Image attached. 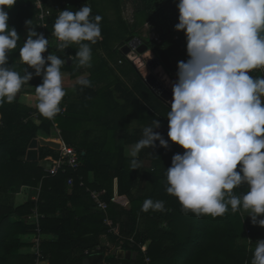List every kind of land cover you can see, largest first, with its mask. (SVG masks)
Masks as SVG:
<instances>
[{"label": "trees", "instance_id": "16d2710c", "mask_svg": "<svg viewBox=\"0 0 264 264\" xmlns=\"http://www.w3.org/2000/svg\"><path fill=\"white\" fill-rule=\"evenodd\" d=\"M41 1L45 6L67 2L70 11L78 10L80 2H90V16L102 17V38L90 44L91 67L78 68V61L68 59L76 55L77 44H70L65 51H54L53 54L66 59L61 72L70 80L84 76L91 85L81 91L76 83L71 93L65 90L62 111L54 119L42 117L36 107L19 101L21 95L35 94V87L42 83L31 68L28 71L33 73V79L29 84L22 86L11 104L0 105V264L34 262L32 252H22L25 247L22 238L34 232L33 225L26 220L35 206L31 196L38 187L37 208L44 216L40 220L44 237L40 243L39 264H76L95 254L97 247H100L99 254H107L105 264H144L117 260L102 241L104 237L113 249L121 247L140 254L137 247L127 243L126 239L131 236L142 244L149 264H251L256 242L264 240V228L254 226L248 213L242 209L233 212L229 206L223 216L198 217L191 211H182L178 199L167 194L166 170L171 166L172 157L183 154L184 149L170 141L165 149L157 141L156 148L140 151L136 157L140 167L132 170L133 158L126 156L124 148L142 139V129L126 134L122 144L117 143L118 134L128 131L133 118L143 128L158 120L161 127L154 131L168 140L170 109L150 92L132 64L115 47L127 37L136 36L149 50L166 53L177 75L178 63L189 58L185 34L175 30L179 0H135L131 23L123 18V0ZM106 3L111 14L103 6ZM36 13L34 0H17L8 10L9 27L15 28L20 39L8 53L7 66L21 76L27 67L19 59L29 31L26 21L31 20L30 27L38 33ZM146 24L158 35L160 44L143 38L139 31ZM48 31L53 33V25L48 26ZM251 75L261 76L258 72ZM54 127L60 131L63 143L79 155L80 167L76 173L67 170L64 174L46 176L43 160L57 158L59 154L49 148H38L37 161L26 160L30 142L39 137H56ZM142 161L150 167H144ZM70 177L74 180L71 188L67 186ZM79 177L83 178L85 187L100 193L107 203L105 212L97 210L88 194L78 186ZM22 187L30 188L32 194L24 204L14 207L9 196ZM246 187L234 189L233 194L242 196ZM147 199L163 201L164 210L143 212ZM106 218L118 228L119 236L109 233L104 223Z\"/></svg>", "mask_w": 264, "mask_h": 264}, {"label": "clouds", "instance_id": "9594fccd", "mask_svg": "<svg viewBox=\"0 0 264 264\" xmlns=\"http://www.w3.org/2000/svg\"><path fill=\"white\" fill-rule=\"evenodd\" d=\"M16 2L0 0V105L11 104L29 84L31 68L35 76H42L35 87L37 112L54 119L66 95L60 71L66 59L55 54L45 58L49 39L30 27L29 20L19 52L27 66L24 75L7 66L8 53L20 39L8 24V10ZM177 8L175 30L184 32L189 58L178 63L172 84L168 140L154 131L161 125L152 120L129 152L130 167H140L136 157L141 150L156 148L157 141L167 149L171 141L184 152L174 155L166 170V192L178 199L182 211L215 218L230 206L233 212H247L254 226L264 228V76L250 75L264 69V0H179ZM91 11L87 4L76 11H59L53 24L58 50L79 45L76 55L68 56L78 61V68L91 67L90 44L102 38V17L90 19ZM76 83L81 91L91 86L83 76ZM241 186L247 191L234 195ZM150 209L163 211L164 202L145 200L141 210ZM251 264H264V240L256 242Z\"/></svg>", "mask_w": 264, "mask_h": 264}, {"label": "built area", "instance_id": "2783aa9c", "mask_svg": "<svg viewBox=\"0 0 264 264\" xmlns=\"http://www.w3.org/2000/svg\"><path fill=\"white\" fill-rule=\"evenodd\" d=\"M85 4H87L88 6H90V8H92L91 3L88 1H85V2L79 3L78 10L81 9ZM34 7L37 12L36 13V27H37L38 33H42L45 36V38L49 39L48 52L43 54L46 58L48 54H53L54 51L58 50L57 48L58 41L55 38V36L52 35V33L48 31V26L53 25L56 19V16L58 15V12L69 8L70 4L67 2H61V3L48 4L45 6L41 0H34ZM92 18L93 17L90 16V19ZM131 22H132V19L130 20L129 23ZM144 29H145L144 31L145 34H143V38L148 39L156 44L161 43L158 35L155 33V31L149 24H146L144 26ZM174 40H177V37H175ZM131 53H135V50L131 49ZM125 57L129 58L130 61L133 60V57L130 54L125 55ZM119 63L121 62L119 61ZM257 72L260 73L261 76H264V73L261 69L253 70L250 73V75L255 74ZM38 78L42 81V76ZM63 112H64V109H63ZM55 133H56V137H58L57 142L60 144V148L58 150L59 154L57 158L47 157L43 160L44 163H47V166H43L42 164L45 175L46 176H56L59 173L61 174L66 173L67 170H71L73 173H76L80 167L78 153L73 148H70L63 143L60 137L59 130H55ZM78 182H79L78 186L80 188H83L85 193L88 194L95 208L99 211L105 212L107 209V203L101 199L100 193L98 191L91 190L85 187L82 177L78 178ZM73 184H74L73 178L71 177L68 178L67 186L71 188L73 187ZM38 195H39V187L36 189L35 197L32 198V201L35 203V206L33 207V209H31L30 215H29V218L31 220V225H33L34 227V232L32 234L33 238L31 240V244L33 247L32 253L35 256L33 264H39V261L41 259L40 243L44 237L40 231V220H42L44 216L39 213L38 208H37ZM104 223L107 227H109V233L119 236L118 228L113 227L109 219L106 218L104 220ZM126 241L130 247L135 246L140 250V255L142 257V261L144 264L150 263V259L147 256L146 251L144 250L141 243H137L133 236L128 237ZM105 246L109 249V253L111 254H115L117 250L121 249V247L113 249L108 242L105 243ZM99 251H100V247H97L94 251L95 254H90L88 255V257L99 255L98 253ZM85 254H87V252ZM105 255L103 256L105 257Z\"/></svg>", "mask_w": 264, "mask_h": 264}, {"label": "water", "instance_id": "95a60500", "mask_svg": "<svg viewBox=\"0 0 264 264\" xmlns=\"http://www.w3.org/2000/svg\"><path fill=\"white\" fill-rule=\"evenodd\" d=\"M131 49L135 50V53H131ZM115 51L119 52L123 57L127 54L133 57L132 61H130L129 58H125L132 64L150 92L170 109L172 84L177 80V75L175 74V69L170 57L164 52L155 53L149 50L145 42L136 36H129L124 41L117 44ZM147 53H151L152 57L150 59L145 57ZM69 62L70 60L68 63ZM261 70L264 73V69ZM42 147L58 151L60 144L44 138L33 139L28 145L26 160L29 162L37 161L38 148ZM115 258L119 261H142V257L136 251L124 249L117 250L115 252ZM76 264H105V259L102 254H99L86 257Z\"/></svg>", "mask_w": 264, "mask_h": 264}, {"label": "crops", "instance_id": "0c3cea01", "mask_svg": "<svg viewBox=\"0 0 264 264\" xmlns=\"http://www.w3.org/2000/svg\"><path fill=\"white\" fill-rule=\"evenodd\" d=\"M122 15H123V10H122ZM111 63V62H110ZM67 77H68V75H67ZM84 77V76H83ZM69 78V77H68ZM77 79L78 78H76L74 81H77ZM73 81V80H72ZM76 84V82L75 83H73L71 86H66V85H63V87H64V89L66 90V91H68V92H70L71 93V91H72V88H73V86ZM35 95V94H34ZM24 95H21L20 96V98H19V101L21 102V103H23V104H25L24 102H22V97H23ZM37 103V102H36ZM25 105H27V106H29V107H36V104L35 105H32V106H30V105H28V104H25ZM132 118V117H131ZM132 122H131V125H130V127H129V129H128V131L127 132H124V133H120V134H118V137H117V143L118 144H122V142H123V140L122 139H124V138H126V134H132L133 132H135L136 130H140V129H143V127H141L138 123H135V118H133L132 120H131ZM54 130H58L56 127H54ZM39 138H41V137H39ZM38 139V138H37ZM47 140H53V141H58V138L57 137H55V136H53V138H50V139H47ZM135 143H137V141L136 142H134V143H132L131 145H126L125 146V148H124V153L126 154V156L127 157H130V155H129V152H130V150H131V148H132V146L135 144ZM170 145V144H169ZM43 164V166H47V163H42ZM144 167H150V164L148 163V162H146V161H142V163H141ZM32 194V190L30 189V188H28V187H22L20 190H19V192L18 193H16V194H14V195H10L9 197H10V199L12 200V203H13V206L14 207H16V206H19V205H22V204H24L27 200H28V198L30 197V195ZM33 197H35V194H33L32 196H31V200H32V198ZM56 215H57V217H59V215H60V212L58 211L57 213H56ZM27 223L28 224H31V220H30V218L28 217L27 218ZM51 238V237H50ZM23 241V240H22ZM102 241L104 242V244L105 243H107V240L103 237L102 238ZM24 242V244H25V247L26 246H28L29 248H30V251L29 252H27V253H31V241H23ZM25 247L23 248V250H22V252H24V253H26V251H25Z\"/></svg>", "mask_w": 264, "mask_h": 264}, {"label": "rangeland", "instance_id": "374dc122", "mask_svg": "<svg viewBox=\"0 0 264 264\" xmlns=\"http://www.w3.org/2000/svg\"><path fill=\"white\" fill-rule=\"evenodd\" d=\"M134 1L135 0H123V2H122V4H123L122 5L123 6V18L125 20H127L128 22H130V20L132 19V15L134 13V8H135ZM103 6H106V8L108 9L107 11H109V14H111V9L109 8V5L106 3V4H103ZM144 31H145V29L143 28L139 32L143 35V34H145ZM61 73H62V76H63V85L71 86L73 83L76 82V81H74L75 79L73 81L70 80L67 77V74L66 73H64V72H61ZM22 102H24L25 104H28V105L32 106V105H35L36 104L37 99H36V96L33 93H31V94H24V96L22 97ZM244 213H247V212H244ZM32 238H33V235H30V236L28 235V236L23 237L22 240L29 242V241L32 240ZM25 251L26 252H29L30 251V248L28 246H26L25 247ZM32 251H33V247L31 246V252Z\"/></svg>", "mask_w": 264, "mask_h": 264}, {"label": "bare ground", "instance_id": "6f19581e", "mask_svg": "<svg viewBox=\"0 0 264 264\" xmlns=\"http://www.w3.org/2000/svg\"><path fill=\"white\" fill-rule=\"evenodd\" d=\"M145 57H147V58H151L152 57V55H151V53H147V54H145ZM56 142V141H55Z\"/></svg>", "mask_w": 264, "mask_h": 264}]
</instances>
